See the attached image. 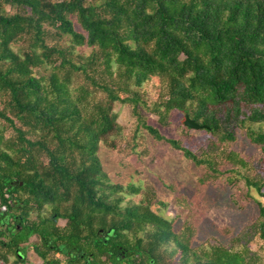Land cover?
Returning a JSON list of instances; mask_svg holds the SVG:
<instances>
[{
	"label": "trees",
	"instance_id": "trees-1",
	"mask_svg": "<svg viewBox=\"0 0 264 264\" xmlns=\"http://www.w3.org/2000/svg\"><path fill=\"white\" fill-rule=\"evenodd\" d=\"M118 105L132 108L135 139L144 130L182 153L200 184L225 179L241 209L244 182L252 227L231 245L198 243L154 190L114 183L100 153L121 148ZM177 113L205 128L169 138L150 124ZM197 131L206 144L193 149ZM241 136L258 161L231 150ZM252 190L264 198V0H0L1 261L34 264L31 249L42 264H264Z\"/></svg>",
	"mask_w": 264,
	"mask_h": 264
},
{
	"label": "rangeland",
	"instance_id": "rangeland-1",
	"mask_svg": "<svg viewBox=\"0 0 264 264\" xmlns=\"http://www.w3.org/2000/svg\"><path fill=\"white\" fill-rule=\"evenodd\" d=\"M145 90L150 100L157 98V89L153 84L146 85ZM117 111L120 114V123L125 128L121 148L112 151L103 146L100 153L104 168L114 183L133 184L146 190H154L158 200L169 203V207L162 213L176 221L177 229L185 224L194 226L197 231L195 240L198 243L216 237L231 245L234 237L243 235L258 220L259 211L255 202H244V182L239 185L236 193L239 202L244 206L241 209L232 200L236 189L233 190L225 179L200 184L199 180L204 173L202 168L195 167L182 153L169 145L156 142L144 130L135 139L137 121L132 115V108L118 105ZM185 120L184 114L177 113L168 128L160 126L156 117H151L150 124L169 138H180ZM197 132L194 133L197 137L188 143L193 149L202 143L206 144L202 134ZM134 147L135 152L132 151ZM231 150L254 162L261 157L260 149L244 136L231 146ZM251 194L264 203V198L256 191L252 190ZM142 198V195L129 196L127 200L138 203ZM160 208L159 204L154 206L155 210ZM61 224H65L64 221ZM250 247L264 260V240L254 236ZM38 259L35 258L40 263Z\"/></svg>",
	"mask_w": 264,
	"mask_h": 264
},
{
	"label": "water",
	"instance_id": "water-1",
	"mask_svg": "<svg viewBox=\"0 0 264 264\" xmlns=\"http://www.w3.org/2000/svg\"><path fill=\"white\" fill-rule=\"evenodd\" d=\"M185 126L190 128V129H193V130H201V129L205 128V126H202V125L196 123L189 116L186 117Z\"/></svg>",
	"mask_w": 264,
	"mask_h": 264
},
{
	"label": "crops",
	"instance_id": "crops-1",
	"mask_svg": "<svg viewBox=\"0 0 264 264\" xmlns=\"http://www.w3.org/2000/svg\"><path fill=\"white\" fill-rule=\"evenodd\" d=\"M36 240V238H32V242H34ZM28 258H29V260L31 261V262H33L34 264H41V261H40V259H38L39 260V262L40 263H38V261H36L35 260V258H38V256L35 254V252L33 251V250H29V253H28Z\"/></svg>",
	"mask_w": 264,
	"mask_h": 264
},
{
	"label": "built area",
	"instance_id": "built-area-1",
	"mask_svg": "<svg viewBox=\"0 0 264 264\" xmlns=\"http://www.w3.org/2000/svg\"><path fill=\"white\" fill-rule=\"evenodd\" d=\"M0 264H6V263L0 260Z\"/></svg>",
	"mask_w": 264,
	"mask_h": 264
},
{
	"label": "flooded vegetation",
	"instance_id": "flooded-vegetation-1",
	"mask_svg": "<svg viewBox=\"0 0 264 264\" xmlns=\"http://www.w3.org/2000/svg\"><path fill=\"white\" fill-rule=\"evenodd\" d=\"M62 221H64V220H62ZM64 223L66 224V221H64ZM60 257H62V256H60ZM41 264H42V261H41Z\"/></svg>",
	"mask_w": 264,
	"mask_h": 264
}]
</instances>
